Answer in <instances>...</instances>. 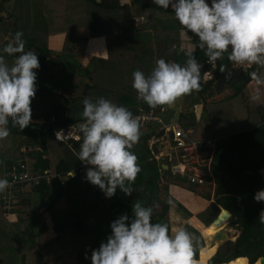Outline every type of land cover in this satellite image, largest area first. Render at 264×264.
Masks as SVG:
<instances>
[{
  "label": "trees",
  "instance_id": "obj_1",
  "mask_svg": "<svg viewBox=\"0 0 264 264\" xmlns=\"http://www.w3.org/2000/svg\"><path fill=\"white\" fill-rule=\"evenodd\" d=\"M138 16L145 18L141 25H136ZM117 27L122 28V32L114 35L113 29ZM17 31L23 33L24 51L37 53L40 64L34 69L36 93L31 100V110L53 112L56 128L77 122L66 110L84 98L94 102L104 97L123 105L133 116L140 106L150 109L137 98L132 87V73L141 70L145 75L150 74L159 58L184 64L186 49L182 48L181 41L183 33H187L194 58L202 65L201 87L197 91L203 107L197 119L193 110L180 112L178 121L186 128L195 129V139H216L210 164L212 177L218 183L216 200L197 217L207 225L203 230L213 229L221 205L240 228L238 237L222 244L208 262L227 264L239 258L248 264L260 262L258 259L264 257V224L259 222V212L264 202L256 201L254 194L264 188V175L260 171L244 174L231 135L264 122V65L254 63L251 67L239 68L236 83L229 84L233 93L219 100H207L216 94V80L232 68L234 62L228 58L217 59L213 78L203 82L204 66L211 69L212 65L207 63V56L198 47V38L182 28L171 6L165 10L153 0H0V48ZM59 34L64 36V42L61 50L55 51L50 48L49 40ZM104 35H107L108 57H93L85 64L88 40ZM97 45L99 51L105 49L103 41ZM14 55L3 54L4 62L11 65ZM253 72L260 80L252 77ZM66 91L68 94H63ZM166 106L169 105L156 107L159 116ZM79 120L83 121L82 115ZM7 127L8 136L0 138V178H7L8 170L21 158L29 172L76 169V174L69 177L65 185L60 180L48 183L43 179L35 187L24 186L19 198L24 209L15 210V220L6 218L7 209L0 196V264H46L50 258H54L56 264H91L92 250L107 240L111 222L121 214L131 217L133 204L140 202L148 206L153 201L160 206L154 210L151 221L166 224L169 234L171 210L187 220L183 228L192 239L189 264L199 259L205 238L189 221L193 214L187 207L167 190L165 197L160 195V180L165 171L161 170L153 151L141 153L139 147L133 148L140 167L135 180L130 184L126 182L133 190L126 195L117 187L109 198L98 186L84 179L90 165L80 168L82 162L76 155L82 140L73 141V148H70L55 138L56 128L52 132L41 130L32 120L22 130L11 120ZM139 130L145 142L154 138L157 153L164 135L162 124L152 121ZM246 136V143L241 139L245 137H235L237 148L246 154V145L248 152L257 155L254 149L259 140L252 134ZM25 146L36 149L24 153ZM48 219L58 233L51 243L43 244L35 237L48 229Z\"/></svg>",
  "mask_w": 264,
  "mask_h": 264
},
{
  "label": "clouds",
  "instance_id": "obj_2",
  "mask_svg": "<svg viewBox=\"0 0 264 264\" xmlns=\"http://www.w3.org/2000/svg\"><path fill=\"white\" fill-rule=\"evenodd\" d=\"M153 3L165 10L171 6L182 28L198 38V47L209 63L227 53V58L237 64L264 65V0H153ZM22 36L17 31L0 48V138L8 136L9 120L21 130L32 120L30 104L36 93L37 77L34 69L40 64L37 53L24 51ZM5 53L19 55H14L13 63L8 65L3 59ZM193 53L192 48L185 50L184 64L159 58L148 75L141 70L133 71L132 87L137 98L155 108L171 105L178 97L199 90L201 65ZM251 75L260 80L255 72ZM81 103L83 122L74 138L82 140L77 159L90 165L84 179L109 198L117 187L130 194L133 189L126 182H133L140 171L137 157L130 151L139 139L138 120L126 107L104 97L94 102L84 98ZM62 133V130L55 132L61 142L66 139ZM9 183L0 178V192ZM254 199L264 202V188L255 192ZM159 206L157 201L148 206L137 202L132 205L131 217L121 214L114 219L107 240L92 250L91 264H189L190 234L181 227L170 235L166 224L152 222L154 210ZM259 222L264 224V208L259 212Z\"/></svg>",
  "mask_w": 264,
  "mask_h": 264
},
{
  "label": "built area",
  "instance_id": "obj_3",
  "mask_svg": "<svg viewBox=\"0 0 264 264\" xmlns=\"http://www.w3.org/2000/svg\"><path fill=\"white\" fill-rule=\"evenodd\" d=\"M210 2V0H209ZM144 17L136 18V25H140ZM127 24V21L124 22ZM122 32V28L117 27L113 29V34H118ZM177 44H174L176 47ZM209 64V62H207ZM212 68L204 70L203 82L213 78L214 69L216 68V61L210 63ZM254 64V63H253ZM253 64H241L243 67H251ZM202 67V65H201ZM241 68V67H236ZM140 127L152 121H157L162 124L164 128V135L161 138V148L155 153V157L167 164L168 172L174 175H180L186 177L190 183H197L205 185L208 181L207 174L202 168L204 164L209 165V158L212 159L214 149H215V138H209L206 141H201L194 138L195 129L193 127H184L179 121L166 122L161 116L157 114V108L146 109L144 106H140L138 113L134 116ZM55 117L51 116V122H54ZM83 122V121H82ZM56 127H54L55 129ZM62 130L66 139L62 142L66 145H71L73 148V141L76 140L74 137L79 134V128L76 123L61 125L55 129ZM56 138V137H55ZM61 142V141H60ZM28 149H35L28 147ZM22 152L26 153L27 148L23 147ZM88 165L81 164L80 168L86 167ZM210 168V167H209ZM203 170V172L198 173L197 171ZM210 171V169H209ZM76 174V169L69 171H57L51 172L49 170L29 172L27 171V166L23 158L17 161V164L13 165L11 169L7 172V180L10 182L9 186L0 192L1 199L5 205L6 218L9 220H15L17 218L16 206L14 201L16 198H20V189L24 186L35 187L39 185L42 180H46L48 183H52L56 180H60L61 184L65 185L66 180Z\"/></svg>",
  "mask_w": 264,
  "mask_h": 264
},
{
  "label": "crops",
  "instance_id": "obj_4",
  "mask_svg": "<svg viewBox=\"0 0 264 264\" xmlns=\"http://www.w3.org/2000/svg\"><path fill=\"white\" fill-rule=\"evenodd\" d=\"M123 1H127V0H123ZM138 17H141V16H138ZM144 21H145V18L143 19V21L141 23H143ZM135 22H136V20H135ZM141 23H140V25H141ZM184 36H187V37H183L182 36L183 39L184 38L189 39V37H188V35L186 33H184ZM100 38H102L103 40H96V39H100ZM99 41H103L104 44H105V49L102 50V51H99L100 47L97 45ZM63 42H64V36L62 34L54 35L49 40V46H50L51 49H53L55 51H60L61 48H62V46H63ZM94 46H95V50H93V47ZM183 49H186V48L184 47ZM93 57H102V58L108 57L107 35L99 36V37H92V38H90L88 40V43L86 45V50H85L84 63L87 64L90 61V59L93 58ZM225 88H224V90H225ZM55 93H62V92L55 91ZM216 93H220V92H216ZM63 94L66 95L68 93L66 91V92H63ZM200 103H202V102H200ZM200 103H197V104L199 105ZM72 107L73 106L69 107L66 110V112L69 114V116H70V109ZM202 107L203 106H201L200 112H199V110H197V111L194 110L196 112L195 119H197L198 117H200L201 112H202ZM183 112H186V111H183ZM80 113H81V111H80ZM32 122L35 125V123L37 122V120L35 121V120L32 119ZM259 129H261V130L259 131ZM139 132H140V130H139ZM254 133H256L258 136L255 135ZM247 134H252L253 136L256 137V139L259 140V142L256 140V142H257V145L256 146L257 147L255 149L252 147L254 149L255 153L258 156L251 154L250 151L248 152V149H247L246 145H244L246 154L240 152L239 149L237 148V145H236V142H235V137L238 136V135L240 137H245V138H241V139L246 143L247 142V138H246L247 137L246 136ZM141 136L142 135L140 133L138 141L133 145V147H132V149H130V151L134 152V149L133 148L139 147V150H140L141 153H143V152L144 153H147L148 151L150 153H152V151L155 152V148L156 147L154 146V143L156 141L154 140V138L150 139L148 142H145ZM231 141H232L233 147L235 149L236 155H237V157L239 159V163L241 165V168H242L244 174L248 175V174H251V173H253L255 171H260L264 175V122L261 123L260 125H258L255 128L240 130V131H237V132L233 133L231 135ZM145 147L147 149H145ZM26 148H27V151H30L31 150V149H28V147H26ZM35 149H33V150H35ZM208 160H209V165L207 164V167L204 169V171L206 172L205 174H207V179H208L207 183L209 182V184H208L209 186L206 185L207 183L205 185H201V184H197V183H190L187 180L186 177H182L180 175L171 174L170 172H168L167 165L165 163H163L162 161H159L161 170L165 171V175H162V178L160 180V187L163 186V185L165 187H164L163 190H162L163 187L160 188V195L162 197H165L166 196V192L165 191L167 190V191H169V193L175 199H177L178 201H180L178 199L177 195H175V194H179V193L181 194L182 193V190H180L179 188L186 189L187 193L190 194L189 201L186 204H184V203H182V204L185 207H187L192 212L193 215L189 219V221L195 227H197L198 229H200V231H201V233H202L203 236H204V234H203V228L206 227L207 225H205V224H203L201 222V220L197 217V214L200 213V212H202L203 210H205L212 202H215V200H216V192H217V187H218V183L215 182V180L212 177L211 172L209 171V169H210L209 167H210V164H211V160L212 159L210 160V158H209ZM197 172L198 173H201V172H203V170L200 169ZM210 187H211V190H210ZM205 188H208L210 190V194H208V193L204 194L203 191H204ZM219 206H220V212H221V210L224 207L221 206V205H219ZM169 215L173 219V220H171V233L174 234L175 231H177L179 228H181V227L184 226V224L187 222V220L184 219L183 217H181L174 210H171L169 212ZM231 217H232V215H231ZM232 218H234V217H232ZM175 227L177 228L176 230H174ZM48 231H49V233H52V234H55V235L58 233L57 228L54 226L53 223L49 225ZM48 231L46 230V232H48ZM229 231H230V235L228 234V236H229V239H231V240H235L238 237V235L240 234V231L238 232L237 235H234V233L231 230H229ZM231 233H233L232 237L234 236L235 237L234 239L231 237ZM48 234L45 235V238H47L46 241H42V242L39 241V242L40 243H43V244L44 243H51L54 240V238H53L52 235H50V234L48 235ZM204 238H205V236H204ZM205 243H206V238H205Z\"/></svg>",
  "mask_w": 264,
  "mask_h": 264
},
{
  "label": "rangeland",
  "instance_id": "obj_5",
  "mask_svg": "<svg viewBox=\"0 0 264 264\" xmlns=\"http://www.w3.org/2000/svg\"><path fill=\"white\" fill-rule=\"evenodd\" d=\"M183 37H187V36H184V33H183ZM183 37H182V41H181V46H183L182 48H184V47L186 49L192 48L193 45L190 44L191 43L190 40L187 39V38L183 39ZM9 41H10V39H9ZM232 67L236 68V67H243V66L241 64H237V63L234 62ZM232 93H233V88L231 87V85L228 84L226 86L225 90H223L220 93H216L213 97L207 98V100H209V101L212 100V99L219 100V99L224 98L225 96H227L229 94H232ZM200 102H202V101H200V99H199L198 91L194 90V91H192L189 94L182 95L173 104L164 107L161 110L160 115L164 118V120L166 122L178 121V117H179L178 115H179L180 112H183V111H186V112L188 111L189 112V111H193V110H195V111L199 110V112H200L201 106H203V103H200ZM197 103H200V104L198 105ZM206 167H207V165L204 164L202 168L205 169ZM208 184H209V182L206 185L209 186ZM161 187H163L162 188V190H163L165 186L163 185ZM208 188L204 189V191H203L204 194H206V193L210 194L211 187H210V190ZM179 189L182 190V193L180 194L178 192L179 194H175V195H177V197L181 201V203H184V204L188 203L190 194L187 193L186 189H183V188H179ZM19 194L21 196V189H20V193ZM14 205L16 206V209H15L16 211L17 210H21L22 211L24 209V205H22L20 203V199L19 198L15 199ZM168 217H169V220H170V223H171V220H173V219L170 217V215H168ZM234 221H235V219L231 217L230 220H228V222L226 223V228L231 230L232 232L234 231V235H237L238 232L240 231L239 230L240 228H239L238 224L235 223ZM50 224H52L51 219H48L47 227H49ZM46 230L48 231V229H46ZM46 230H44L42 232V234H40L39 236L35 237V239H37V240H39L41 242L42 241H46L47 238H45V235H47L49 233V231L46 232ZM49 234L52 235L53 238H54V236H56L55 234H52V233H49ZM171 234H173V233H171V229H170V235ZM232 235H233V233H231V236ZM205 238L207 239V237H205ZM46 264H56V261L54 260V258H50L47 261Z\"/></svg>",
  "mask_w": 264,
  "mask_h": 264
},
{
  "label": "water",
  "instance_id": "obj_6",
  "mask_svg": "<svg viewBox=\"0 0 264 264\" xmlns=\"http://www.w3.org/2000/svg\"><path fill=\"white\" fill-rule=\"evenodd\" d=\"M220 59H227V53L224 54V56ZM207 69V65L204 66V70ZM240 70L237 68H230L227 71H224L221 76L217 79V82L215 83V90L217 92H221L224 90L226 85L228 83L234 84L237 81V78L239 76ZM81 107L82 103L81 101H78L71 109H70V116L72 118L77 119V126L81 123ZM53 112H45L42 110H31V115L33 120H37L35 123V126L41 130H46L49 132L54 131V122H51V116ZM218 218H216L215 221H220L222 218H229L231 217V214L229 211H227L225 208H223L220 212ZM215 240L224 241L226 243L227 241L231 240L228 237V233L226 231H220L212 236ZM223 243V244H224ZM258 260H260L261 264H264V257L261 256Z\"/></svg>",
  "mask_w": 264,
  "mask_h": 264
},
{
  "label": "bare ground",
  "instance_id": "obj_7",
  "mask_svg": "<svg viewBox=\"0 0 264 264\" xmlns=\"http://www.w3.org/2000/svg\"><path fill=\"white\" fill-rule=\"evenodd\" d=\"M230 218L231 217L222 218V220L216 223L213 229L205 228L203 230L204 236L207 237L206 244L200 250V253H199L200 258L198 260H192L190 264H209L208 262L209 258L216 252L218 247L224 243V241L215 240L212 236L220 231H226L230 235L229 229L226 228V223L228 222V220H230ZM232 238L234 239L235 237L233 236ZM227 264H248V263L245 259L239 258ZM257 264H261V262H258Z\"/></svg>",
  "mask_w": 264,
  "mask_h": 264
},
{
  "label": "flooded vegetation",
  "instance_id": "obj_8",
  "mask_svg": "<svg viewBox=\"0 0 264 264\" xmlns=\"http://www.w3.org/2000/svg\"><path fill=\"white\" fill-rule=\"evenodd\" d=\"M228 84H231V83H228ZM217 92V91H216Z\"/></svg>",
  "mask_w": 264,
  "mask_h": 264
}]
</instances>
